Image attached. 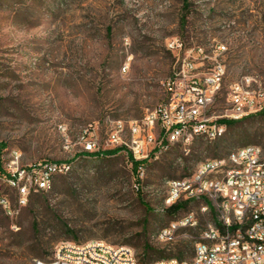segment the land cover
<instances>
[{"label": "rangeland", "instance_id": "rangeland-1", "mask_svg": "<svg viewBox=\"0 0 264 264\" xmlns=\"http://www.w3.org/2000/svg\"><path fill=\"white\" fill-rule=\"evenodd\" d=\"M172 36L206 52L218 41L227 46L224 87L209 115L225 111L229 85L243 75L264 87V0H0V192L15 210L0 206V264H38L61 242L92 239L127 244L147 264L176 258L181 248L193 256L211 216L202 200L173 215L159 211L165 181L238 147L264 150L260 112L227 126L217 140L195 137L152 158L143 190L118 146L101 157L71 158V172L56 175L23 206L7 182L18 154L20 166L68 156L60 124L73 142L95 122L104 137L109 120L140 118L163 103L176 63L166 44ZM190 212L198 225L181 226L173 241L157 237ZM145 240L155 251L145 250Z\"/></svg>", "mask_w": 264, "mask_h": 264}, {"label": "built area", "instance_id": "built-area-1", "mask_svg": "<svg viewBox=\"0 0 264 264\" xmlns=\"http://www.w3.org/2000/svg\"><path fill=\"white\" fill-rule=\"evenodd\" d=\"M167 48L175 57L173 74L164 82L167 99L147 110L140 118H114L101 137L99 124L89 123L73 142L68 128L60 124L69 153L61 160H43L28 166L18 164L14 156L8 182L16 183L17 202L26 205L32 187H41L50 177V168L67 165L78 154L94 152L105 155L116 146L127 155L136 177L137 190H143V171L146 163L157 158L171 145H188L198 130H224L223 119H241L264 110V87L249 74L232 81L227 94V107L217 115H209L216 97L225 83L227 66L223 59L226 44H210L214 55H207L201 46H186L178 36L166 40ZM73 145L77 148L73 149ZM131 156V159L129 158ZM228 169V186H221L218 171ZM203 178H212V185L203 186ZM219 191V199H226V212L217 215V206L211 204V192ZM166 196L169 205L182 200H202L204 212L211 216L208 231H201L202 240L195 241L197 255L171 259L166 264H264V150L234 149L224 161L202 163L192 175L167 180ZM7 214L15 210L0 201ZM176 224L198 225L194 212L171 221L161 241H173ZM249 239H257L256 247H248ZM135 251L117 249V244L102 239L83 243L64 241L58 244L49 260L38 264H135ZM145 264V263H142ZM158 264V263H154Z\"/></svg>", "mask_w": 264, "mask_h": 264}, {"label": "bare ground", "instance_id": "bare-ground-1", "mask_svg": "<svg viewBox=\"0 0 264 264\" xmlns=\"http://www.w3.org/2000/svg\"><path fill=\"white\" fill-rule=\"evenodd\" d=\"M201 49H204V48L201 46ZM226 49H227V46H226ZM206 54L207 55H214V48L212 47L210 52L207 51ZM226 72H225V76H226ZM81 131H84V128ZM225 132H226V126H224V130L218 131V132H209L206 130H198L195 132V137H202L206 140L214 141V140H217L220 137H222L225 134ZM171 146H173V145H171ZM171 146H169L168 149H163V152L169 150L171 148ZM261 148L262 147L257 145V144H248V145H245L242 147H238L236 149H261ZM231 152H234V150H231L227 154H230ZM88 153L94 154V152H85V154H88ZM226 156L227 155H225L223 157L210 158V160H212V161H224ZM202 163H203V161H201L197 165L196 169L202 168ZM72 164H73V161L70 159L68 161L67 165L52 166L50 168V176L69 174L72 170V167H73ZM146 165H147V163H146ZM145 174H146V171H143V178L145 177ZM218 178H221V186H228V169H221L220 171H218ZM170 179H174V178H169L167 180H170ZM167 180L165 181V187L167 185ZM53 181H54V177L47 178V180H42L41 187H32L30 189V194L32 192H35V191H41V192L47 191L50 188ZM7 182H8V178H7ZM8 184H9V186H11L17 190L16 183L8 182ZM210 185H212V178H203V186H210ZM134 186L137 189L136 183L134 184ZM1 200H4L6 205L11 206L10 200L2 192H0V201ZM211 204L217 206V215H224L225 214V212H226V199H219V191H212L211 192ZM169 206H170L169 205V196H166V192H165V194L163 195V198L161 200V203L159 204V206H157V209L159 211H163L165 208H167ZM203 210H204V205H203ZM194 225L195 224H190L189 226H194ZM169 226H171V224ZM181 226H186V224H176L175 231L178 228H180ZM202 231H208V224H207V226H205V228ZM166 233H167V227H164L158 233L157 237L160 238V236H163ZM199 235L200 236H199L198 240H196V241L202 240V233L200 232ZM256 246H257V239H249L248 240V247H256ZM117 249L134 251V249L132 247L128 246L127 244L126 245L125 244H117ZM196 255H197V248H195L193 256H196ZM171 259H177V258H175V257L174 258H167V259L156 261L154 263L166 264V263H170ZM154 263H152V264H154ZM135 264H142L138 260L137 256L135 257Z\"/></svg>", "mask_w": 264, "mask_h": 264}, {"label": "trees", "instance_id": "trees-1", "mask_svg": "<svg viewBox=\"0 0 264 264\" xmlns=\"http://www.w3.org/2000/svg\"><path fill=\"white\" fill-rule=\"evenodd\" d=\"M183 21H185V19H183ZM260 113H261V114H264V110L260 111ZM222 121L226 123V129H227V126H231V125H233L234 123H236V122L238 121V119H223ZM220 138H221V137H220ZM108 153H113V151L110 150V151L107 152L105 155H108ZM92 156H94V155H92ZM101 156H104V155H103V154H102V155H101V154H98V155L95 156V157H101ZM129 158L131 159V156H130ZM31 194H33V193H31ZM31 194H30V195H31ZM190 202H192V200H182V201H178V202H176L175 204H173V205H171V206L165 208V209H164L163 211H161V212H165V213H167V214L173 215V214H175V213H178L180 210L186 208ZM160 229H161V228H160ZM144 247H145V250H146L147 252H153V251H155V248L152 247V245L148 242V240H145ZM184 252H185V250H184L183 248H181V249L179 250L178 256H177L176 258H179V259L186 258V257L184 256V254H185ZM160 257H162V255H161ZM148 258H149V257H148ZM139 259H140L139 261H140L141 263H145V264H147V262H148V259H144V258H142V257L139 258Z\"/></svg>", "mask_w": 264, "mask_h": 264}]
</instances>
